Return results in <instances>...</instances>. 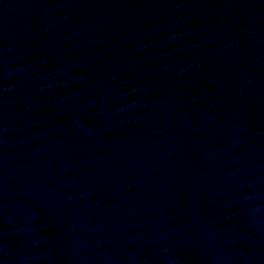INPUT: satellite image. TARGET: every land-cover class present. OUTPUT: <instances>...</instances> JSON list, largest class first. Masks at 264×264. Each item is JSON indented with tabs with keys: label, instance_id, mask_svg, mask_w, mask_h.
<instances>
[{
	"label": "water",
	"instance_id": "water-1",
	"mask_svg": "<svg viewBox=\"0 0 264 264\" xmlns=\"http://www.w3.org/2000/svg\"><path fill=\"white\" fill-rule=\"evenodd\" d=\"M0 264H264V0H0Z\"/></svg>",
	"mask_w": 264,
	"mask_h": 264
}]
</instances>
